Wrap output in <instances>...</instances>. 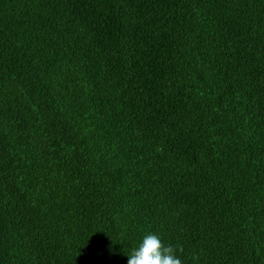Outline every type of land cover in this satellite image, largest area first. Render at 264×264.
I'll use <instances>...</instances> for the list:
<instances>
[{
  "label": "trees",
  "instance_id": "trees-1",
  "mask_svg": "<svg viewBox=\"0 0 264 264\" xmlns=\"http://www.w3.org/2000/svg\"><path fill=\"white\" fill-rule=\"evenodd\" d=\"M264 264V0H0V264Z\"/></svg>",
  "mask_w": 264,
  "mask_h": 264
},
{
  "label": "clouds",
  "instance_id": "clouds-1",
  "mask_svg": "<svg viewBox=\"0 0 264 264\" xmlns=\"http://www.w3.org/2000/svg\"><path fill=\"white\" fill-rule=\"evenodd\" d=\"M175 249L165 246L161 238L149 233L136 249L128 256L127 264H181V260L174 254Z\"/></svg>",
  "mask_w": 264,
  "mask_h": 264
}]
</instances>
